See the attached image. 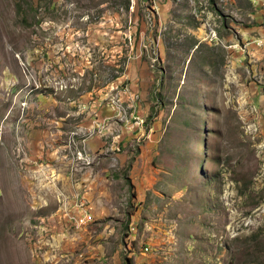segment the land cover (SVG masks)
I'll return each mask as SVG.
<instances>
[{"label":"rangeland","instance_id":"1","mask_svg":"<svg viewBox=\"0 0 264 264\" xmlns=\"http://www.w3.org/2000/svg\"><path fill=\"white\" fill-rule=\"evenodd\" d=\"M0 264H264V0H0Z\"/></svg>","mask_w":264,"mask_h":264}]
</instances>
